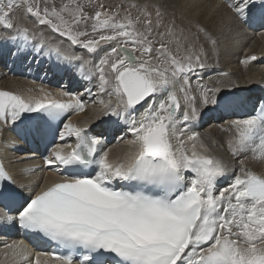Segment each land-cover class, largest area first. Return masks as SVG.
Listing matches in <instances>:
<instances>
[{
  "label": "snow or ice",
  "instance_id": "6c2138e0",
  "mask_svg": "<svg viewBox=\"0 0 264 264\" xmlns=\"http://www.w3.org/2000/svg\"><path fill=\"white\" fill-rule=\"evenodd\" d=\"M223 4L241 25L264 28V0ZM20 7L34 18L31 28L14 18ZM137 7L121 14V5L106 8L98 0H68L58 8L0 0V27L13 41L30 43L36 56L54 55L96 89L54 95L41 86V95L27 98L0 90V121L23 122L26 135L44 144V164L63 173L28 198L10 187L12 176L0 164V205L18 212L5 219L51 243L31 264H41V256L60 264H264V175L241 162L227 187L217 189L232 166L213 150L218 145L232 158L251 153L264 161V99L238 115L244 101L233 82L202 81L209 50H217L212 32L195 23L196 39L203 40L197 46L175 18L163 23L159 5L155 20L146 6L134 17ZM256 59L245 55L240 63ZM84 94L95 96V119L107 118L113 135L124 129L117 140L131 134L120 156L104 150L107 138L92 133L91 122L60 127L70 112H84ZM210 108L236 115L221 126L222 143L209 144L192 131ZM73 137L75 144L52 143ZM4 247L18 264L29 262L23 241Z\"/></svg>",
  "mask_w": 264,
  "mask_h": 264
},
{
  "label": "bare ground",
  "instance_id": "6f19581e",
  "mask_svg": "<svg viewBox=\"0 0 264 264\" xmlns=\"http://www.w3.org/2000/svg\"><path fill=\"white\" fill-rule=\"evenodd\" d=\"M116 1H126V4L138 3L143 5L146 3L153 8L159 5L164 17H168L169 20L175 18L177 25L183 26L185 29L186 35L191 32L196 35L195 23H199L211 31L217 39V50L215 53L209 50L206 58L207 67L202 72V81L211 87L216 86L215 81L218 79L225 82H233L235 95L244 101L242 106L236 109V113L243 115L251 111L258 97L254 87L264 86V28L258 26L249 28L232 19L229 9L223 4V0ZM14 18L17 19L20 25L29 28L34 22V18L26 15L24 8L21 7L15 11ZM45 34L49 36L56 35L50 31H46ZM12 35L13 33L10 31L0 29V90L7 88L11 92L20 94L25 98L41 95L38 91L41 86L52 91L54 95L60 91L74 93L76 89H78V93L82 91L83 94L86 87H91L93 93L96 91L94 87L95 81L89 84L81 79L74 69L58 64L54 55H34V50L30 43L25 44L22 40L13 41L11 39ZM56 39L62 38L56 35ZM192 42L195 43L197 40ZM65 43H67L66 40ZM199 43H203V40L201 39ZM76 51L82 50L77 48ZM245 55H254L257 59L247 64H242L240 61ZM85 72H87V69H85ZM224 72L229 73V75L222 77L220 73ZM193 80L195 81V77H193ZM77 81L79 86L76 83ZM105 98L107 99V97ZM94 99L95 96L89 97L85 94L84 100L87 107L84 112H70L63 118L61 127L63 122L69 120L81 127L91 122L92 133L103 132L107 138L104 150H110L112 158L120 156L128 150L127 142L132 139V136L129 133L123 139L117 140L116 137L120 136L124 129L113 135L108 127L110 122L107 121V118L96 120L95 117L98 115L99 106L93 105ZM136 115L138 116L139 113ZM211 117L218 122H220V119H225L227 122L236 118V115L216 112L210 108L201 117L199 125L192 128V131L199 132L201 138L207 143L212 144V141L222 143L227 136V133L222 131V127L214 126L208 128V130L202 129L204 122L206 120L210 121L207 118ZM75 142L73 137L64 141L58 140L56 143L75 144ZM213 150L218 155H223L229 165L232 166L229 168L230 174L218 182L217 189L227 187L234 175L239 172L241 162L255 173L264 175V161L253 159L251 153L232 158L218 145ZM0 157L9 175L12 176L10 187L22 197L30 198L35 192L40 191L42 187L61 180L63 176V173L55 171L53 167L45 165L44 161L41 160V154L35 148L32 137L26 135L23 131V122L13 125L11 122L0 121ZM233 167L235 171H233ZM27 169H31V171H26ZM187 175L190 179L192 174L188 173ZM6 216L15 218V214L7 215L0 209V264H18L17 259L11 254V249L4 247L6 243L23 241L29 254V262L27 264H31V259L36 257L38 252H49L42 248L40 243L35 245L29 239L21 236L15 219L8 220L5 219ZM5 252L9 254L5 256ZM40 261L41 264H45V262L47 264H60V261L46 256H41Z\"/></svg>",
  "mask_w": 264,
  "mask_h": 264
},
{
  "label": "rangeland",
  "instance_id": "374dc122",
  "mask_svg": "<svg viewBox=\"0 0 264 264\" xmlns=\"http://www.w3.org/2000/svg\"><path fill=\"white\" fill-rule=\"evenodd\" d=\"M66 2H68V0H39V3H40V7L41 8H43V7H45V6H48V7H52V6H56L57 8L58 7H60V5L62 4V3H66ZM98 2L99 3H103L104 4V6L106 7V8H115L117 5H121V9H120V11H121V14H123V11H124V9H126V8H129V5H131V4H126L127 2L126 1H124V2H119V1H116V0H98ZM134 4H136L138 7L137 8H133V9H131V12H132V15L135 17L137 14H138V12H139V7H145L146 6V8H147V10L149 11V12H151L152 13V16H153V20H155V8H153V7H151V6H149L148 4H146V3H144L143 5L142 4H138V3H134ZM146 4V5H145ZM21 8H23V7H21ZM18 9V8H17ZM16 9V10H17ZM86 11H88L90 14H92L93 13V9H91V8H86ZM164 14V13H163ZM13 15H15V12H14V14ZM168 19V17H164L163 16V23L165 24V25H167L171 20H167ZM180 24H181V22H180ZM0 29H4L3 27H0ZM257 30H259V29H257ZM159 31H164V29L163 28H161V29H159ZM190 36V38H188L189 40H191V41H196L197 39H196V35H193V32H191L190 34H188L187 35V37H189ZM200 41V40H199ZM199 41H197V42H195L196 44H197V46H199ZM105 51L107 50V49H104ZM101 54H103V52L101 53ZM97 60H98V58H96ZM1 89V88H0ZM2 90H5V91H10L9 89H7V88H2ZM78 89H76V91H74V93H78V91H77ZM11 92V91H10ZM81 92V94H82V91H80ZM79 92V93H80ZM84 99H85V94H84ZM209 116H211V115H209ZM207 119H209L210 121H208V120H206L205 122H204V126H202V129H204V130H208V128H210V127H214V126H218V127H221V126H224L225 125V123H226V121H225V119L224 120H221L220 119V122H218V121H215L214 120V118L213 117H211V118H207ZM208 122V123H207Z\"/></svg>",
  "mask_w": 264,
  "mask_h": 264
}]
</instances>
